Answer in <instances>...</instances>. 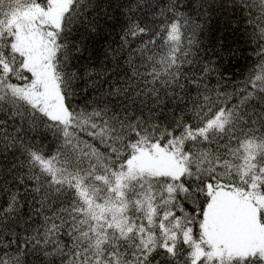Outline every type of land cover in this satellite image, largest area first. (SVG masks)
I'll return each instance as SVG.
<instances>
[{"label": "snow or ice", "instance_id": "snow-or-ice-1", "mask_svg": "<svg viewBox=\"0 0 264 264\" xmlns=\"http://www.w3.org/2000/svg\"><path fill=\"white\" fill-rule=\"evenodd\" d=\"M0 264H264V0H0Z\"/></svg>", "mask_w": 264, "mask_h": 264}]
</instances>
